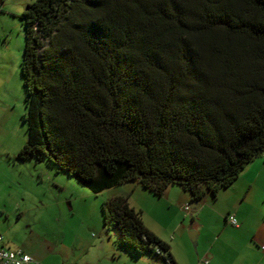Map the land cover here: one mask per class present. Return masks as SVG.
Listing matches in <instances>:
<instances>
[{
	"label": "trees",
	"instance_id": "obj_1",
	"mask_svg": "<svg viewBox=\"0 0 264 264\" xmlns=\"http://www.w3.org/2000/svg\"><path fill=\"white\" fill-rule=\"evenodd\" d=\"M21 18L20 159L95 194L134 181L200 201L264 151V0H34ZM101 212L121 250L177 264L126 197Z\"/></svg>",
	"mask_w": 264,
	"mask_h": 264
},
{
	"label": "rangeland",
	"instance_id": "obj_2",
	"mask_svg": "<svg viewBox=\"0 0 264 264\" xmlns=\"http://www.w3.org/2000/svg\"><path fill=\"white\" fill-rule=\"evenodd\" d=\"M33 1L21 6L24 0H0V229L12 249L23 250L37 263L52 254L64 233L66 240L84 243L105 239L121 253L116 232L103 224L102 203L126 197L145 218L152 192L128 181L95 194L45 157H18L28 138L27 94L20 70L25 46L21 14ZM134 255L141 264L142 256Z\"/></svg>",
	"mask_w": 264,
	"mask_h": 264
},
{
	"label": "crops",
	"instance_id": "obj_3",
	"mask_svg": "<svg viewBox=\"0 0 264 264\" xmlns=\"http://www.w3.org/2000/svg\"><path fill=\"white\" fill-rule=\"evenodd\" d=\"M190 200L189 193L175 185L161 196L151 193L147 197L144 225L170 246L177 264H264V151L230 187L216 196L207 193L197 209L187 212L184 207ZM230 215L237 219L236 226L230 223ZM191 230L196 232L194 247L187 237ZM64 234L52 247V254L38 264H136L131 251L118 253L105 239L88 237L90 241L84 243L66 240ZM3 239L12 249L4 235ZM118 256L122 259L116 262ZM134 256H142L141 264H164L155 254Z\"/></svg>",
	"mask_w": 264,
	"mask_h": 264
},
{
	"label": "built area",
	"instance_id": "obj_4",
	"mask_svg": "<svg viewBox=\"0 0 264 264\" xmlns=\"http://www.w3.org/2000/svg\"><path fill=\"white\" fill-rule=\"evenodd\" d=\"M184 210L191 211L190 205H185ZM232 225H237V219L229 216ZM3 235L0 232V264H38L29 254L20 249H10L4 245ZM157 252L160 253L159 249Z\"/></svg>",
	"mask_w": 264,
	"mask_h": 264
},
{
	"label": "water",
	"instance_id": "obj_5",
	"mask_svg": "<svg viewBox=\"0 0 264 264\" xmlns=\"http://www.w3.org/2000/svg\"><path fill=\"white\" fill-rule=\"evenodd\" d=\"M198 204H199V201H197V200H190V202H189V205H190L192 211L197 209ZM189 238H190L191 242L193 243V245H195L196 244V232L194 230H191L189 232Z\"/></svg>",
	"mask_w": 264,
	"mask_h": 264
}]
</instances>
